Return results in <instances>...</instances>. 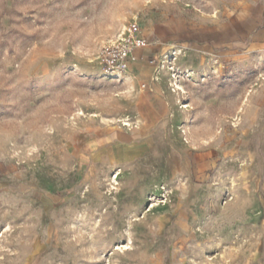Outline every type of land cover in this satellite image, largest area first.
<instances>
[{
  "label": "rangeland",
  "instance_id": "rangeland-1",
  "mask_svg": "<svg viewBox=\"0 0 264 264\" xmlns=\"http://www.w3.org/2000/svg\"><path fill=\"white\" fill-rule=\"evenodd\" d=\"M0 264H264V0H0Z\"/></svg>",
  "mask_w": 264,
  "mask_h": 264
},
{
  "label": "built area",
  "instance_id": "built-area-1",
  "mask_svg": "<svg viewBox=\"0 0 264 264\" xmlns=\"http://www.w3.org/2000/svg\"><path fill=\"white\" fill-rule=\"evenodd\" d=\"M145 46L146 40L139 27L132 24L115 42L101 49L99 59L106 72L118 78H127L130 65L137 61L135 50ZM144 87L145 84H142L141 88Z\"/></svg>",
  "mask_w": 264,
  "mask_h": 264
}]
</instances>
